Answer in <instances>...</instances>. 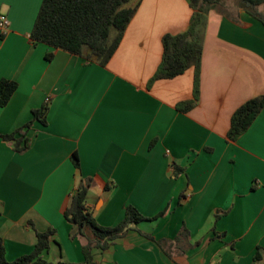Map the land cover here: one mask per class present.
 Wrapping results in <instances>:
<instances>
[{"label":"crops","instance_id":"1","mask_svg":"<svg viewBox=\"0 0 264 264\" xmlns=\"http://www.w3.org/2000/svg\"><path fill=\"white\" fill-rule=\"evenodd\" d=\"M41 2L0 0L10 20L0 33V80L18 83L0 106L6 259L33 251L35 229H53L45 258L85 264L92 233H79L63 210L91 178L87 209L102 226L118 224L128 205L146 217L167 209L132 223L106 249L94 248L97 264H252L258 248L264 253V108L237 139L227 133L233 112L264 94L263 21L237 0L210 11L200 97L183 111L177 105L193 98V67L149 80L163 35L187 29L189 0H141L105 66L32 41ZM45 103L46 123L34 121L27 150L17 152L1 135Z\"/></svg>","mask_w":264,"mask_h":264},{"label":"trees","instance_id":"2","mask_svg":"<svg viewBox=\"0 0 264 264\" xmlns=\"http://www.w3.org/2000/svg\"><path fill=\"white\" fill-rule=\"evenodd\" d=\"M140 2L141 0H42L30 38L36 43H44L105 66L119 47ZM237 2L264 23V0H237ZM220 3L221 0H189L193 12L187 29L175 34L166 33L162 37V59L149 84L158 79L173 78L193 67V98L180 102L177 105L180 110L187 111L198 103L209 14ZM48 57L50 58L51 55L49 54ZM17 87L18 83L15 80L6 78L0 80V106L8 103ZM263 108L264 94L252 97L240 105L231 115L227 137L230 140L237 139L249 128ZM47 111L48 103H45L41 108L33 110V118L23 127L1 137L13 140L17 152L27 150L29 142L26 130L36 120L45 124ZM73 160L78 167L79 159L75 153ZM91 181L92 179L88 178L85 183L80 184L63 210L65 218L77 224L79 233L85 234L87 229L92 233L87 236V243L83 245L85 264H97L93 249H106L112 240L124 235L132 223L157 219L167 211L165 209L155 216L146 217L135 206L128 205L124 218L118 224L102 226L87 209ZM53 233V229L47 231L35 229L37 241L33 251L13 261L6 259L5 247L0 237V264H70L52 263L45 258L44 254L49 249ZM252 264H264V253L261 248L257 249Z\"/></svg>","mask_w":264,"mask_h":264},{"label":"built area","instance_id":"3","mask_svg":"<svg viewBox=\"0 0 264 264\" xmlns=\"http://www.w3.org/2000/svg\"><path fill=\"white\" fill-rule=\"evenodd\" d=\"M10 20L6 13L0 12V33L6 34L9 30Z\"/></svg>","mask_w":264,"mask_h":264},{"label":"rangeland","instance_id":"4","mask_svg":"<svg viewBox=\"0 0 264 264\" xmlns=\"http://www.w3.org/2000/svg\"><path fill=\"white\" fill-rule=\"evenodd\" d=\"M223 2H225V1H228V0H222Z\"/></svg>","mask_w":264,"mask_h":264}]
</instances>
